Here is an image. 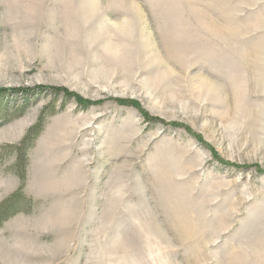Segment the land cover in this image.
Masks as SVG:
<instances>
[{
	"label": "rangeland",
	"instance_id": "obj_1",
	"mask_svg": "<svg viewBox=\"0 0 264 264\" xmlns=\"http://www.w3.org/2000/svg\"><path fill=\"white\" fill-rule=\"evenodd\" d=\"M0 87V264H264V0H0Z\"/></svg>",
	"mask_w": 264,
	"mask_h": 264
},
{
	"label": "trees",
	"instance_id": "obj_2",
	"mask_svg": "<svg viewBox=\"0 0 264 264\" xmlns=\"http://www.w3.org/2000/svg\"><path fill=\"white\" fill-rule=\"evenodd\" d=\"M7 89L0 87V94L4 93ZM51 90L54 91V95L62 93L66 97L71 96L70 92H67L64 88H52ZM43 112H41L36 120V122L27 129L26 133L24 134L21 142L17 146H11L13 149L18 152L16 158V166H20L22 163L21 172L18 174L21 182L24 181V166H25V157L23 146L33 144L34 139L39 135L42 130V121H43ZM27 147V146H26ZM22 185V184H21ZM22 186H20L17 190H15L12 194H10L7 198H5L0 203V225L6 219L8 215L13 214V212L17 211L16 206L17 202L19 201L20 197H22L21 193Z\"/></svg>",
	"mask_w": 264,
	"mask_h": 264
}]
</instances>
